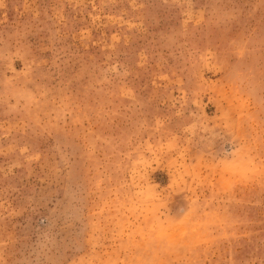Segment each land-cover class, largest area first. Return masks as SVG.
<instances>
[{"label": "rangeland", "instance_id": "1", "mask_svg": "<svg viewBox=\"0 0 264 264\" xmlns=\"http://www.w3.org/2000/svg\"><path fill=\"white\" fill-rule=\"evenodd\" d=\"M0 264H264V0H0Z\"/></svg>", "mask_w": 264, "mask_h": 264}]
</instances>
